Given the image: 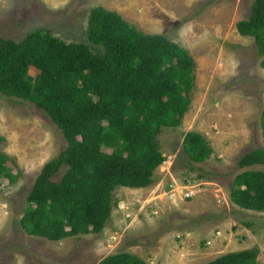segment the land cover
Segmentation results:
<instances>
[{
	"label": "rangeland",
	"instance_id": "1",
	"mask_svg": "<svg viewBox=\"0 0 264 264\" xmlns=\"http://www.w3.org/2000/svg\"><path fill=\"white\" fill-rule=\"evenodd\" d=\"M253 1L0 0V37L19 40L45 28L66 41L87 42L90 12L101 6L140 32L165 35L187 50L195 65L191 104L182 123L157 134L164 160L150 188L141 198L116 192L113 217L103 231L59 241L28 234L21 218L37 175L67 141L43 110L0 94V153L10 158L17 174L14 181H0V264H97L119 251L135 254V245H142L143 255L137 253L147 264L180 259L197 264L229 249L252 247L259 248L257 264H264V211L239 207L230 195L237 173L264 171V164L238 166L242 155L264 148V56L254 37L237 29ZM189 131L201 132L211 145L206 161L192 163L184 153ZM173 182L197 184L201 192L172 200L167 193ZM228 238L233 241L227 246ZM211 239L223 240L221 250L207 243Z\"/></svg>",
	"mask_w": 264,
	"mask_h": 264
},
{
	"label": "trees",
	"instance_id": "2",
	"mask_svg": "<svg viewBox=\"0 0 264 264\" xmlns=\"http://www.w3.org/2000/svg\"><path fill=\"white\" fill-rule=\"evenodd\" d=\"M237 29L253 36L264 56V0L253 1ZM86 36L87 42H69L38 28L19 40L0 37V94L43 110L67 141L37 175L21 218L28 234L51 241L103 231L116 189L154 182L164 160L157 134L182 123L194 87L195 65L187 50L163 34L140 32L118 12L92 8ZM260 117L264 144V110ZM183 151L198 163L213 150L204 134L189 131ZM11 162L0 153V181L15 180ZM255 164H264V148L238 161L240 168ZM230 195L239 207L264 211V171L237 173ZM258 254L252 247L200 264H257ZM98 264L147 263L119 251Z\"/></svg>",
	"mask_w": 264,
	"mask_h": 264
},
{
	"label": "crops",
	"instance_id": "3",
	"mask_svg": "<svg viewBox=\"0 0 264 264\" xmlns=\"http://www.w3.org/2000/svg\"><path fill=\"white\" fill-rule=\"evenodd\" d=\"M148 188H150V187H142V188H132V187H125V186H120L118 189H116L115 190V192H114V196H115V193L116 192H124V193H126V192H129V191H131V192H133V193H136L135 195H139L140 196V198H141V194H142V192L144 191V190H146V189H148ZM123 193V194H124ZM116 198H118V201H121L122 199H123V197H122V199L117 195V197ZM112 217H113V212H112V214H111V218H110V220H109V222L111 221V219H112ZM107 225H108V223H107ZM106 225V226H107ZM106 226H105V228H106ZM89 234H91V233H89ZM80 235H86V234H80ZM80 235H77V237L78 236H80ZM230 237V236H229ZM233 237V236H232ZM219 238V237H218ZM214 239H211L210 241H211V243L210 244H213V246L215 245V246H218V249H217V251H219V250H221L220 248H222V247H220L221 245H222V243H223V240H221V239H219V240H215V241H213ZM228 242H226L227 243V246L229 245V244H232V242L231 241H233V239L232 240H230L229 238H228V240H227ZM235 243V242H234ZM141 248H142V245H135V247H134V252H136L135 254H137L138 255V253L137 252H139L141 255H143V250H141ZM228 252H230V251H235V249H229V250H227ZM227 251H225V252H223V253H220L219 255H217V256H220V255H222V254H224V253H227ZM139 256V255H138ZM217 256H215V257H213V258H211V259H208V260H206V261H204V262H207V261H209V260H212V259H214V258H216ZM184 257V256H183ZM104 258V257H103ZM102 258V259H103ZM204 262H199V263H197V264H200V263H204ZM98 264V263H97ZM177 264H186V260H184V259H180V260H177Z\"/></svg>",
	"mask_w": 264,
	"mask_h": 264
},
{
	"label": "built area",
	"instance_id": "4",
	"mask_svg": "<svg viewBox=\"0 0 264 264\" xmlns=\"http://www.w3.org/2000/svg\"><path fill=\"white\" fill-rule=\"evenodd\" d=\"M186 184V183H185ZM201 192L200 187L197 184H188L177 186L174 182L169 184V192L167 193L168 198L176 200L180 198L181 200L192 198ZM154 212V211H153ZM156 212V211H155ZM221 232L217 231V235H220ZM211 243L210 240L207 242Z\"/></svg>",
	"mask_w": 264,
	"mask_h": 264
}]
</instances>
